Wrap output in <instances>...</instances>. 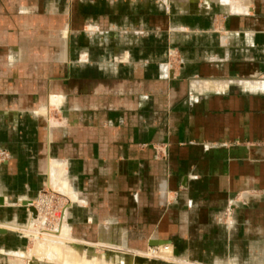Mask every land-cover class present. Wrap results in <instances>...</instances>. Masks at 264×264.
I'll return each instance as SVG.
<instances>
[{
	"label": "crops",
	"instance_id": "1",
	"mask_svg": "<svg viewBox=\"0 0 264 264\" xmlns=\"http://www.w3.org/2000/svg\"><path fill=\"white\" fill-rule=\"evenodd\" d=\"M2 151L11 264L45 190L93 249L264 264V0H0Z\"/></svg>",
	"mask_w": 264,
	"mask_h": 264
},
{
	"label": "bare ground",
	"instance_id": "2",
	"mask_svg": "<svg viewBox=\"0 0 264 264\" xmlns=\"http://www.w3.org/2000/svg\"><path fill=\"white\" fill-rule=\"evenodd\" d=\"M40 197V195H39ZM38 200L29 203L30 205L35 206L36 202L41 201V198H37ZM66 206L62 207V210L58 214V218L56 223L53 226L47 227V217L42 215L40 211L37 212L36 215H32L31 212V221L29 228L25 229L28 232L29 238L32 242V246H30L26 253L25 257L28 258L27 264L30 262H49L54 264H103L104 259L102 254L98 253L96 258L93 260H89L88 255L86 254L85 250L80 251V255L78 254L77 250L74 249L75 244H80L83 242H78L74 240H70L69 237L66 236L64 228L61 229V221L59 222L58 229L54 231H41L43 229L38 228L36 222L39 219V214L43 216L45 227L47 229H53L57 226L60 216H62V211L65 209ZM50 224H48L49 226ZM44 226V225H43ZM65 223L63 221V227H65ZM84 244V243H83ZM69 245V246H68ZM152 249V248H151ZM155 254L162 255L164 257L165 253H168V247L161 245L157 248ZM152 251L146 253L148 255L151 254ZM160 253V254H159ZM161 258V257H160ZM163 259V258H162ZM168 260V259H167Z\"/></svg>",
	"mask_w": 264,
	"mask_h": 264
},
{
	"label": "rangeland",
	"instance_id": "3",
	"mask_svg": "<svg viewBox=\"0 0 264 264\" xmlns=\"http://www.w3.org/2000/svg\"><path fill=\"white\" fill-rule=\"evenodd\" d=\"M78 45H80L81 47H84V42L81 41ZM109 45L110 44L108 43V47H109ZM92 47L93 48H99V41H93L92 42ZM43 193L46 194V195L52 196L54 199H57V202L59 200L60 204L56 208L58 214L62 210V208L60 207V206H62L61 204H63V206L67 205V201L62 195H60V194H58L56 192H52L50 190H45V191L42 192V194ZM38 198H39V196H38ZM36 200H38V199H36ZM35 201H33V202L35 203ZM36 204L39 205L38 201L36 202ZM51 204H52L51 208H53L55 204L58 205L55 202H52ZM41 207H42L41 209H43L41 211V214L45 215L47 217V227L53 226V224L56 223V221H57L58 214L57 213L56 214H49L50 208L47 209V208H44L43 206H41ZM27 211H28L27 213L30 215L31 212L29 210H27ZM63 211H64V209H63ZM38 217H39V219L36 222V225L37 226L39 225L38 228L43 229V230H41L42 232L43 231H54L55 229H58L59 222H60V220L62 218L60 216L59 221L57 223V226H55L53 229H47L45 227L46 225L44 223L43 216H41L39 214ZM0 221L8 222L7 220H0ZM25 221H26V217H24V218L22 217L21 223H24ZM48 224H50V225L48 226ZM22 235L25 236L23 233L11 232L9 238H6V240L8 241L7 243L12 242V244H13L12 250H19V249L20 250H24V249H26V247L29 248L30 246H32L31 240H29L26 236L24 238ZM2 240L3 239L0 238V241H2ZM79 245H80V247L88 248V250L91 253H94L95 251L104 252L106 254V256H107V259L111 258V257H114V258L116 257V260H118V261L122 260L126 264H167L166 260L162 259L163 258L162 255L156 254L157 256H152V255L146 254L148 252V248L144 249V251H143L144 253L138 254V253L133 251L135 249H120V248L119 249H115V248L100 247V246H96V248L93 249L92 246H89L86 242L84 244L80 243ZM7 250H9V249H7ZM8 258H11V256L8 257V256L0 254V264H11L9 262ZM26 259L29 260L28 258H26ZM27 260H25V261H27ZM25 261L23 263H21V264H27V263H25ZM39 264H46V263H39Z\"/></svg>",
	"mask_w": 264,
	"mask_h": 264
},
{
	"label": "built area",
	"instance_id": "4",
	"mask_svg": "<svg viewBox=\"0 0 264 264\" xmlns=\"http://www.w3.org/2000/svg\"><path fill=\"white\" fill-rule=\"evenodd\" d=\"M6 156H7V154L6 153H4L3 151L2 152H0V158L1 159H5L6 158ZM41 196L39 197V199L41 198V201H39L38 203H39V205L38 204H35V208H36V211L38 212V211H42L43 209H41L42 207L41 206H43L44 208H50V210H49V214H56L57 213V210H56V208L59 206V204H60V202H59V200H58V202H57V199H54L52 196H50V195H46V194H40ZM52 202H55V203H57L58 205H54V207L53 208H51L52 207ZM62 206H63V204H61ZM62 206H60L61 208H62ZM152 249H149L148 250V252L147 253H149V251H152L151 252V254L150 255H152V256H157L155 253L157 252V251H159L158 249H157V247L156 246H152L151 247Z\"/></svg>",
	"mask_w": 264,
	"mask_h": 264
},
{
	"label": "water",
	"instance_id": "5",
	"mask_svg": "<svg viewBox=\"0 0 264 264\" xmlns=\"http://www.w3.org/2000/svg\"><path fill=\"white\" fill-rule=\"evenodd\" d=\"M31 202V201H28ZM28 202L24 201L23 205H27L26 207L28 208V210H30L32 212V215H36L37 211L36 208L33 205H29L28 206ZM0 204H2V200L0 199ZM7 232V230L0 228V234H5ZM162 240H156V239H152L149 242V246H156L158 243H160Z\"/></svg>",
	"mask_w": 264,
	"mask_h": 264
}]
</instances>
